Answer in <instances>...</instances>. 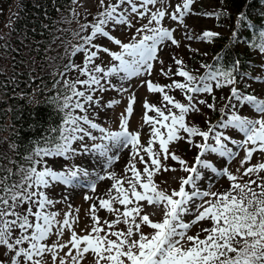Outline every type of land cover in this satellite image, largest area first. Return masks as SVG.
<instances>
[{
  "label": "snow or ice",
  "instance_id": "obj_1",
  "mask_svg": "<svg viewBox=\"0 0 264 264\" xmlns=\"http://www.w3.org/2000/svg\"><path fill=\"white\" fill-rule=\"evenodd\" d=\"M195 2L182 0L171 12L170 19L185 27L187 40L211 42L220 34L204 30L202 34L194 35L187 30L185 17L201 15L219 18L226 13H196L192 8ZM155 4L157 0H99L101 10L97 12L94 21L90 25L81 26L82 30L90 27L91 32L80 37L83 43L73 46L71 55L75 56L82 51L83 66L70 62L66 69H75L86 78L74 81L65 79L63 84L70 94L58 95L53 101L60 111L68 110L64 115L63 126L58 129L59 141L51 147L36 148L34 155L39 159L33 160L30 167L22 170L19 180H11V169L7 170V174L0 175V249H3L0 255L4 257L0 259V264H48L46 255L50 256L51 264H82L87 259L86 254L93 256L91 264H264V161L251 163L254 154L264 155V99L244 94L238 89L234 72L240 64L239 60L228 70L218 68L209 71L206 76L197 77L185 70L183 60L173 57L176 71L172 73L169 67L167 72L161 68V72L166 76L171 74L183 77L185 82L172 80L162 86L150 80L142 81L149 92L161 93L163 102L179 110V114H176L172 108H167L166 114L156 104L147 99L143 101V121L150 125L151 131L146 145L141 143L140 132L130 130L135 94L128 97L127 106L119 118L118 131L102 127L87 114L90 111L89 105L101 103L91 93H103L107 90L106 84L107 87H116L109 77L122 74L120 79L124 80L143 74L151 75L152 61L158 60L157 53L166 46V42L170 41L171 45L179 47L180 41L174 38V30L162 24V20L169 14L163 6L152 11L149 6ZM148 13L150 15L146 16ZM136 17H146L148 23L136 29L137 33L142 34L139 37L134 35L131 42H122L112 36L106 27L132 28V19ZM244 18V13L240 12L238 22ZM231 35L235 37L237 33L233 31ZM260 36L264 37V31ZM95 37L107 38L118 45L120 51H111L108 47L94 44ZM86 45L97 50L90 51ZM256 47L260 53H264V43ZM100 52L108 53L119 63L106 69L93 63ZM160 63L163 64V61ZM78 85L85 86V89L80 90ZM225 86H231L229 104H225L219 111L227 115L226 119L209 126L207 131L185 122L188 113L200 112L197 102H194V94L213 93L214 87L220 89ZM166 88L185 90L188 103L175 100L165 91ZM118 90L128 91L123 86ZM212 99L215 102L216 97L213 95ZM233 99L239 105H251L261 115L251 119L238 114L241 109L231 104ZM214 102L199 100L198 104L215 110ZM118 103V100H111L107 106ZM230 104L233 110L227 114L226 109ZM72 109H79L85 114L75 115ZM149 111L156 115H149ZM217 128L238 130L243 134V139H234L228 132L218 131ZM91 130H97L100 135H93ZM181 132L187 136L181 135ZM197 136L202 138V142L193 141L192 138ZM85 137L93 141L91 146L83 143ZM97 140L100 142L97 143ZM182 140L198 149L191 165L171 149L173 143ZM73 141L80 142L82 152L90 156L89 162L96 159L97 165L104 171L103 175L97 173L96 180L108 179L112 182L102 196L94 198L85 194L84 199L93 200V203L88 211L92 223L84 234L75 231L74 225L79 218L72 215L71 205L62 220L58 219L60 213L49 210L57 203L49 197V188L56 184L75 186L79 184V177L90 175L85 167L61 165L57 169L44 159L67 158L69 153L77 155V150L72 147ZM157 143L158 148H154ZM228 143L244 153L239 161L240 167L236 169V173H240L243 168L240 175L234 174L228 167V161L237 156V152ZM124 150H130L132 159L128 160L124 167L125 175L121 177L107 169L120 159ZM212 154H217V161L227 158L225 164L221 167L214 163L209 158ZM169 159L178 162L180 170L187 173V176L180 177L178 189L163 188L160 185L167 182L154 179L158 174L177 170L167 163ZM137 163L142 168H138ZM37 165L43 167L38 168ZM213 177L226 178L229 188L212 191L210 181ZM243 177L248 179L243 180ZM202 181L206 187L202 186ZM88 186L96 192L95 180L90 181ZM104 209L113 214L114 219L101 222L97 213ZM157 213L160 219L151 218ZM185 217L191 219L186 220ZM202 221H210L211 226L202 228L195 235H189V230ZM120 224L125 227H116ZM145 227L152 232L146 234L143 231ZM66 230L70 236L63 241ZM201 232L204 233L203 237ZM53 236L55 240H52ZM49 240H52L50 244Z\"/></svg>",
  "mask_w": 264,
  "mask_h": 264
},
{
  "label": "rangeland",
  "instance_id": "obj_2",
  "mask_svg": "<svg viewBox=\"0 0 264 264\" xmlns=\"http://www.w3.org/2000/svg\"><path fill=\"white\" fill-rule=\"evenodd\" d=\"M108 2V0H106ZM139 2V0H138ZM217 0H196V2L192 5L193 11L196 13L200 12H210L214 6H216ZM15 0L8 1V0H0V36H2L5 31L7 30V26L10 24L11 18H12V10L14 8ZM182 3V0H157V4L149 6L152 11H155L158 7L163 6L166 10V12L169 14L167 15L163 20L162 24L165 27H168L172 30H174L173 35L174 38L180 41L179 47L176 45H171V42H166V46L162 48V50H159L157 53L158 60L152 61L153 63V70L151 75L143 74L139 76H134L129 79H120V75H114L113 77H109L108 79L111 81V83L115 84V88L107 87V84L105 85L107 90L103 93L97 91L94 93H91L93 96L100 99L101 103L96 105H89V116L90 118L96 122L99 123L102 127L108 128L111 131H118L119 130V118L122 113H124V109L127 106L128 103V97L131 94H135L136 96V103L134 104V111L133 114L130 117V130L132 131H138L140 132V138L141 143L146 145L148 139L151 137V131H150V125H147L143 121V113L144 109L142 108V103L145 99H147L150 103L156 104L158 107H161L162 110H165L167 108H172L171 105H168L167 102L162 101V94L161 93H152L149 92L147 89V86L145 84H142V81L150 80L153 83H157L160 85H167L171 83L172 80H178L180 82H185L183 77H179L176 75H164L161 72V68L164 69L165 72L168 71L169 67H171L172 73L176 71L177 65H175L173 57H176L178 59L183 60L185 70L189 71L192 75L200 77V76H206L209 72L208 67H204V65H207L208 60L211 56L209 49L211 47L209 41L204 40H187L186 39V29L183 25H181L178 21H173L170 19V14L172 11H174L175 6L177 4ZM101 9L99 8V0H77V2L74 4L73 7V14L75 16H78L79 18L83 17H89L88 21L91 23L94 21L96 14ZM127 11V9H125ZM134 15V14H132ZM150 15V13L146 14ZM9 19V20H8ZM132 23L134 27L128 28L126 26H118L116 28H111V26H106L110 31L111 35L119 38L122 42L127 43L131 42L132 37L136 35L139 37L142 33H137L136 29L140 28L142 25L148 23V19L145 18H133ZM184 23L187 25V30L191 31L194 35H200L204 30H211L216 31L217 29L214 28V21L213 17H206L201 15H189L186 16L184 19ZM91 29H89L86 32V35L90 34ZM83 43V41H81ZM80 43V44H81ZM94 44H99L104 47H108L111 51H120V48L118 45L113 44L110 42L107 38L104 37H95L93 40ZM86 47L89 48L90 51L97 50L95 48H92L91 46L86 45ZM191 49H197V51H191ZM195 52L200 53L201 60H197L195 62L191 61L192 58L195 55ZM73 63L83 66V60H84V53L78 52L75 56H73ZM160 61H163V64L160 63ZM250 67L255 71V73L252 76L247 75L244 79L246 81V85L244 88H240L239 90L244 94H253L256 95L260 99H264V53L259 56L255 57ZM95 64H99L103 68H107L112 66L113 64H118V61H115L112 59V57L108 53L100 52V55L93 61ZM258 63V65H257ZM260 64V65H259ZM63 73V75H61ZM59 73V76L62 81L65 79L67 80H76V79H84L86 77H83L80 75V73L75 70L68 68L66 71H63ZM58 74V73H57ZM243 75V74H242ZM104 83V81H102ZM213 84L215 82H212ZM123 86L124 88L128 89L126 92H120L118 89ZM199 86V85H198ZM238 87V86H237ZM78 88L80 90H84L85 86L78 85ZM230 90L231 86H225L220 89L213 88V94L219 93L221 95L216 97V100L218 102L215 109L219 110L221 107H223L225 104H229L228 97L230 96ZM165 91L174 97L175 100L180 101L181 103H188L187 95L185 90L181 89H165ZM210 93H197L194 94V102H197V107L200 109L199 113H188L185 117V122L189 124L190 126L192 124H195L202 130L207 131L208 127L211 125H217L219 121L222 119H226L227 115L222 114L220 111L219 117L212 120L211 122L205 123V119L203 117H206L205 109L207 108L205 105L198 104L199 100H205V97ZM30 99H34V94H31ZM223 97V99H221ZM111 100H118V104H113L111 107H108V102ZM210 103V102H207ZM231 104H236L237 108L241 109V111L238 114L245 115L251 119L259 118L261 115L260 113H257L254 108L251 107V105L244 106L239 105L234 99L231 102ZM231 104L229 105V108L226 109V113L230 114L233 110L231 107ZM68 111V110H67ZM73 113L75 115H84L85 113H82L79 109H72ZM172 111L176 114H179V110L172 108ZM149 115L155 116L156 113L149 111ZM167 114V112H166ZM82 123V122H81ZM84 127H87L86 125H82ZM159 126V125H157ZM218 131H226L228 134L232 135L234 139L242 140L243 134L239 133L238 130H231V129H219ZM92 134L95 136H99L100 133L97 130H91ZM163 131V129H162ZM181 135L187 136L186 133L181 132ZM211 135V134H210ZM195 143L202 142L201 137H193L192 138ZM97 143L100 141L97 140ZM209 142H212L211 140ZM84 144H87L88 146H91L93 143L92 140H90L88 137L84 138L83 141ZM229 147H232L234 151L237 152V156L231 160L228 161V167L230 171H232L234 174L240 175L243 172V168L240 169V173H236V169L240 167L239 161L243 158V151L241 149H238L237 146L232 145L231 143H228ZM72 147L77 150V155L72 156L71 153L68 154L67 158L65 157H45L49 164L53 165L55 168L59 169L61 165L65 167H72L75 166H82L84 164H88L91 167L86 168L90 175L88 177H79V184L75 186H65L61 184H56L53 187L49 188L47 190V193L50 198L57 201L53 206L49 208L50 211H57L60 213L58 219H63V214L65 212L69 211V205H71V212L73 216H77L79 218L78 223L74 225L75 231L78 234H84V232L88 229H90L91 225V219L88 215L89 207L93 203V200H85V194L92 196L94 198H97L99 196H102L105 194L106 190L110 187L111 181L108 179H105L104 181L96 180V175L99 173L100 175L104 174V171L97 165L96 159H91L92 161L89 162L90 156L88 154H84L81 149V143L77 141H73ZM187 147L188 152H185L183 149ZM154 148H158V143L154 144ZM172 151H174L177 155L181 156L183 159H185L189 165H191L194 162V157L198 151L195 147L189 145L186 140H182L179 143H173L171 145ZM210 159L213 160L214 163H218V166H223L227 160V158H222L217 161V154H212ZM132 159L130 155V150H125L120 155V159L112 164L110 168H108V171H115L117 173V176H124V167L127 164L128 160ZM96 161V162H95ZM258 161H264V155H261L259 153L254 154V158L251 161V163H256ZM167 163L173 167H175L177 170L175 172L168 171L162 174H158L154 177V179L157 182L160 181H166V184H161L160 186L163 188H167L168 190L171 189H178L179 187V179L180 177L187 176V173L180 170V166L178 162L172 161L169 159ZM248 165L246 164L245 167ZM39 167H43V165H39ZM138 168H142V165L137 163ZM98 169V170H97ZM127 175H130L128 173ZM264 175V173H262ZM248 177H243V180H247ZM95 180L97 183V190L96 192H93L89 185V182ZM243 180L241 182H243ZM212 187V191L220 190L223 191L227 188H229V181L226 178H215L213 177L210 181ZM203 187H206L203 184V181L201 182ZM96 203L98 204V199H96ZM117 207H121L119 205H116ZM79 210L78 212L76 210ZM150 211V209H148ZM97 215L101 218V222L104 220H112L114 219L113 214L109 213L106 209L98 211ZM153 219H160L161 216L159 213H157L156 216L151 217ZM186 220H190L191 217H185ZM211 226L210 221H202L198 224L194 225L188 232L189 235H195L197 232H200L202 228H207ZM120 229H123L125 225L120 224L116 226ZM143 231L146 234H150L152 230L148 227H145ZM204 233L201 232V237H203ZM70 233L66 230L65 234L62 238L63 241H66L69 239ZM56 237L53 236L52 240H55ZM52 240H49L48 243L50 244ZM67 251V249H65ZM3 252V249H0V253ZM87 259L85 261H82V264H91L93 261V256L91 254H86ZM2 259H4L3 255H0ZM45 259L48 261V264H51V258L50 256H45Z\"/></svg>",
  "mask_w": 264,
  "mask_h": 264
},
{
  "label": "trees",
  "instance_id": "obj_3",
  "mask_svg": "<svg viewBox=\"0 0 264 264\" xmlns=\"http://www.w3.org/2000/svg\"><path fill=\"white\" fill-rule=\"evenodd\" d=\"M76 2L15 0L10 24L0 36V175L11 169L12 181L19 180L22 170L39 159L34 155L36 148L51 147L60 139L58 129L63 126L67 110L60 111L53 101L58 95L70 93L59 73L73 63V46L79 45L80 37L91 29H81L91 22L87 16L79 18L73 14ZM211 11L226 14L213 16L215 32L220 35L209 42L208 70H228L239 60L234 75L238 89L244 88L245 77L255 73L250 67L255 65L254 58L263 54L256 45L264 43L260 36L264 31V0H217ZM240 12L245 18L238 22ZM233 31L237 33L235 37L231 35ZM200 57L195 52L191 61L201 60ZM213 95L221 97L210 93L206 101L213 103ZM218 102L215 99V107ZM205 111V121L219 117L217 109L207 107ZM183 150L188 152L187 147Z\"/></svg>",
  "mask_w": 264,
  "mask_h": 264
},
{
  "label": "bare ground",
  "instance_id": "obj_4",
  "mask_svg": "<svg viewBox=\"0 0 264 264\" xmlns=\"http://www.w3.org/2000/svg\"><path fill=\"white\" fill-rule=\"evenodd\" d=\"M125 151V150H124ZM123 153V152H122ZM92 161V160H91ZM96 162V161H95ZM84 167H86V168H90L91 166L90 165H88V164H84L83 165ZM98 170V169H97Z\"/></svg>",
  "mask_w": 264,
  "mask_h": 264
}]
</instances>
